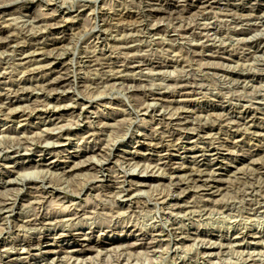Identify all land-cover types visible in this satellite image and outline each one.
Wrapping results in <instances>:
<instances>
[{
	"label": "rangeland",
	"instance_id": "obj_1",
	"mask_svg": "<svg viewBox=\"0 0 264 264\" xmlns=\"http://www.w3.org/2000/svg\"><path fill=\"white\" fill-rule=\"evenodd\" d=\"M263 81L264 0H0V264H264Z\"/></svg>",
	"mask_w": 264,
	"mask_h": 264
},
{
	"label": "bare ground",
	"instance_id": "obj_2",
	"mask_svg": "<svg viewBox=\"0 0 264 264\" xmlns=\"http://www.w3.org/2000/svg\"><path fill=\"white\" fill-rule=\"evenodd\" d=\"M203 2V1H202ZM184 6V5H183ZM239 6V5H238ZM158 8V7H157ZM176 10V9H175ZM54 27V26H53ZM202 28V27H201ZM9 40V39H8ZM42 59V58H41ZM264 82V81H263ZM154 103V102H153ZM152 104V103H151ZM8 106V105H7ZM264 117V116H263ZM80 118V117H79ZM90 122V121H89ZM103 157V156H102ZM42 159V158H41ZM96 159V158H95ZM94 160V159H93ZM93 160H92V162H93ZM82 161V160H81ZM96 161H98V160H96ZM99 162V161H98ZM54 163V162H53ZM91 163V162H90ZM106 163V162H105ZM87 164H88V162H87ZM98 164V163H97ZM96 164V165H97ZM102 164H104V163H102ZM41 165V164H40ZM28 166V165H27ZM81 166V165H80ZM41 171V170H40ZM110 171V170H109ZM27 172V171H26ZM31 172V171H30ZM175 172H177V170L176 171H174V173ZM43 173V172H42ZM46 173V172H45ZM103 173V172H102ZM111 173V172H110ZM22 174V173H21ZM25 174V173H24ZM31 174H33L32 172H31ZM36 174V173H35ZM10 175V174H9ZM49 175V174H48ZM30 176H32V177H34L33 175H30ZM37 176V175H36ZM101 176V175H100ZM29 177V176H28ZM27 177V178H28ZM38 177V176H37ZM174 177V176H173ZM40 179V178H39ZM99 179V178H98ZM23 180V179H22ZM13 182V181H12ZM20 183V182H19ZM88 183V182H87ZM48 185V184H47ZM36 186V185H35ZM29 187V186H28ZM49 187V186H48ZM38 188V187H37ZM128 188V187H127ZM42 190V189H41ZM108 190V189H107ZM24 191V190H23ZM22 191V192H23ZM81 192H83V191H81ZM18 193V192H17ZM125 193H127L126 194V196L128 195V193H129V191L128 190H125ZM12 194V193H11ZM21 194V193H20ZM47 194V193H46ZM18 195V194H17ZM7 196V195H6ZM124 196V195H123ZM129 196V195H128ZM8 197V196H7ZM44 199V198H43ZM64 200V199H63ZM65 201V200H64ZM4 202H5V200H4ZM13 202V201H12ZM16 204V203H15ZM11 205V204H10ZM14 205V204H13ZM13 205H11V206H13ZM10 206V207H11ZM65 207V206H64ZM8 208V207H7ZM14 208V207H13ZM30 208V207H29ZM3 209V208H2ZM12 209V208H11ZM28 209V208H27ZM60 209V208H59ZM80 209V208H79ZM0 210H1V208H0ZM5 211V210H4ZM85 211V210H84ZM190 211V210H189ZM21 212V211H20ZM29 212V211H28ZM13 213V212H12ZM51 213V212H50ZM8 215V214H7ZM60 217V216H59ZM8 218V217H7ZM56 220V219H55ZM44 223V222H43ZM19 224V223H18ZM39 226V225H38ZM26 228V227H25ZM31 228V227H30ZM36 228V227H35ZM176 228V227H175ZM64 230V229H63ZM42 232V231H41ZM80 232V231H79ZM251 233V232H250ZM177 234V233H176ZM43 235V234H42ZM58 235V234H57ZM136 235V234H135ZM182 235V234H181ZM243 235V234H242ZM76 236V235H75ZM80 236V235H79ZM172 236V235H171ZM180 236V235H179ZM237 237V236H236ZM239 237V236H238ZM254 237H256V236H254ZM74 238V237H73ZM78 238V237H77ZM88 238V237H87ZM90 238V237H89ZM144 238V237H143ZM31 239V238H30ZM140 239V238H139ZM78 240H79V242L81 241V240H85L84 238H82L81 236L78 238ZM169 240V239H168ZM196 240V239H195ZM152 242V241H151ZM155 244V243H154ZM203 244V243H202ZM257 244V243H256ZM216 245V244H215ZM236 245V244H235ZM85 246V245H84ZM179 246V245H178ZM208 246V245H207ZM201 247V246H200ZM211 248V247H210ZM123 249V248H122ZM126 250V249H125ZM5 251V250H4ZM16 251V250H15ZM240 251V250H239ZM69 252V251H68ZM127 252V251H126ZM221 252V251H220ZM223 252V251H222ZM247 252V251H246ZM17 253H18V251H17ZM215 253V252H214ZM167 254V253H166ZM254 254H255V252H254ZM259 254V253H258ZM123 255V254H122ZM212 255V254H211ZM225 255V254H224ZM130 256V255H129ZM189 256V255H188ZM213 256V255H212ZM222 256V255H221ZM29 257V256H28ZM74 257V256H73ZM118 257V256H117ZM191 257V256H190ZM130 258V257H129ZM53 259V258H52ZM57 259V258H56ZM192 259V258H191ZM68 260V259H67ZM128 260V259H127ZM250 260V259H249ZM257 260V259H256ZM27 261V260H26ZM61 261V260H60ZM74 261V260H73ZM130 261V260H129ZM79 262V261H78ZM187 262V261H186ZM194 262V261H193ZM14 263V262H13ZM17 263V262H16ZM61 263V262H60ZM69 263H70V261H69ZM177 263V262H176ZM76 264V263H75Z\"/></svg>",
	"mask_w": 264,
	"mask_h": 264
}]
</instances>
